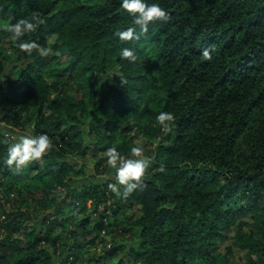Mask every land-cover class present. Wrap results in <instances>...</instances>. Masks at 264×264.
I'll return each instance as SVG.
<instances>
[{
    "label": "trees",
    "instance_id": "obj_1",
    "mask_svg": "<svg viewBox=\"0 0 264 264\" xmlns=\"http://www.w3.org/2000/svg\"><path fill=\"white\" fill-rule=\"evenodd\" d=\"M159 2L168 18L150 22L146 33L135 26L139 39L120 41L118 30L135 24L120 0H0V119L52 141L39 160L8 166L13 142L0 127V191L15 193L18 205L39 195L44 209L55 207L40 228L24 225L28 211L5 213L0 264H105L107 257L119 258L112 264H232L216 250L232 229L235 243L248 248L244 264H264V0ZM21 17L36 25L20 38L36 42L31 53L5 30ZM124 47L136 61L120 57ZM113 70L120 76L110 77ZM102 78L89 102L66 89L69 81L94 89ZM162 111L175 116L171 130L157 121ZM85 131L87 145L78 142ZM133 133L158 140L141 186L126 198L109 182L78 190L71 177L82 176V166L68 152L85 157L91 149L95 172L106 175L115 170L108 149L127 156L137 146ZM125 203L140 204L143 214L120 221ZM70 223L73 242L57 260L54 231ZM128 233L135 246L112 244L81 263L83 247L90 249L83 238Z\"/></svg>",
    "mask_w": 264,
    "mask_h": 264
},
{
    "label": "rangeland",
    "instance_id": "obj_2",
    "mask_svg": "<svg viewBox=\"0 0 264 264\" xmlns=\"http://www.w3.org/2000/svg\"><path fill=\"white\" fill-rule=\"evenodd\" d=\"M0 32H1V27H0ZM10 55L14 56L13 51L10 50ZM16 64L15 60H13L11 62V66H14ZM120 71L119 70H113V71H109V76L110 77H119L120 75ZM107 78V77H105ZM105 78H102L100 80V83L96 85V87L93 89H91L90 86H85V87H81L79 85H77L74 81H69L70 84H68V87H66V89H68V92L72 95L73 98L76 99H84L86 102H89V100L91 99V97L93 96V91L97 90L100 85L106 80ZM0 127L3 128V131L5 132H9L11 135V139L12 142L14 143L15 140L20 136V135H33V131H32V126H27L25 128H13L10 127L6 124H4L1 119H0ZM134 136H131L132 141L134 142V144H136L138 147L143 148L144 150V156L146 158H148L149 155L154 154V146H156V144L158 143V140H151L148 139L146 137L141 136L140 134L133 133ZM133 137V138H132ZM78 142H83L86 145L91 143V138L89 136H87L86 131L83 133L82 136H80L78 138ZM65 149V148H63ZM91 149L88 151V154L85 157L80 156V153H78L77 150L75 151H70L67 154L68 157V161L71 162L72 164H74L75 166H82V176L80 175H74L73 179H75V186L78 190L82 189V185H89V184H107L108 182H111L113 180H115V170L109 174H97L95 172V166L94 163L92 162L91 159ZM149 168H147L148 170ZM146 170V172H147ZM32 183L35 184H44V182L42 180H39L38 178H34V179H29ZM46 180V179H44ZM43 182V183H42ZM44 186V185H42ZM46 186V185H45ZM98 190L100 191V189L98 188ZM111 190V189H110ZM4 190L0 191V196L2 199V204H3V215H0V227L1 222L4 218H6L5 213L7 214V212H17L18 210H23V211H28L29 215L31 216V219L28 220V222H24V225L27 226L28 228H33V227H38L40 228V226L42 225V219L44 218V216H47V214H49L50 212L55 211V209L53 210L52 207L49 210L44 209V207L41 204H38V202L40 201V196L38 195H34L35 197H30L28 200H22L23 203H21L20 205H18V203H16L15 200V193L10 196L7 197L5 195V192H3ZM109 193V192H108ZM42 195L43 192L41 193ZM49 195V194H48ZM53 196V195H52ZM51 196V197H52ZM110 196V195H108ZM33 198V199H32ZM63 198V197H62ZM111 202H115L116 198L111 197ZM61 202V201H60ZM95 201L92 198H89L87 201V207L89 209V211L92 213H94V207H95ZM133 203H125L124 205H122V211L119 213L118 218L120 221H124L126 222L127 219L130 218L131 215H135V216H140L143 214V210L141 208L140 204H135L134 206H132ZM59 206L56 205V209ZM65 208H69V203H67V205L64 206ZM132 207V208H131ZM123 208L127 209V212H123ZM104 209V203H101L99 206V210L97 213H100L102 210ZM129 211V212H128ZM95 214V213H94ZM93 214V219L96 218V215ZM81 216V215H80ZM74 223H70L69 226L65 227L63 225H59L58 228L55 229L54 231V235H59L61 234V239L60 242L58 244V248L55 249L54 247H52V251L55 255V258L57 260H60V258L64 255L68 254V247L72 244L73 239L72 236L70 234V232L72 231V229L74 228ZM253 224V222L251 223V225ZM251 228L255 229V225L253 224L251 226ZM234 232L235 229H232L231 231H228L226 233V236L224 237V239L220 242L219 246L216 248L217 252H222L225 253L227 256H229V258L232 261V264H244L246 262L247 259V253H248V248L246 246H242V245H238L235 243L234 240ZM6 236V231L5 228L2 226V228H0V240H3ZM14 236H22V233L20 232H16L14 234ZM106 236L105 241H99L98 243H94L91 239V237H87L86 239H84V242H88V245L90 247V249H86V247H83V252H82V260L81 263L85 262L89 255H91L92 253H96V254H105L106 250L109 249L110 247H112V244H125L127 247H133L136 245V240H137V236L133 235V234H119L117 236H113V235H104ZM229 249H231V255L228 254ZM119 258H112L110 259L109 257H107L105 264L108 263H115L117 262ZM199 264H210L209 262L206 261H201Z\"/></svg>",
    "mask_w": 264,
    "mask_h": 264
},
{
    "label": "clouds",
    "instance_id": "obj_3",
    "mask_svg": "<svg viewBox=\"0 0 264 264\" xmlns=\"http://www.w3.org/2000/svg\"><path fill=\"white\" fill-rule=\"evenodd\" d=\"M120 7L131 15L134 19V26L123 30H118L117 35L120 41L139 39V33L135 26H139L141 32L148 31L149 23L157 19H167L169 13L161 6L159 0H120ZM36 25L27 17H21L15 23L5 26V30L11 34L13 40L17 41V46L28 53L38 45L35 41H23L20 38L26 33H31ZM46 54V53H42ZM203 56L211 59V53L208 49L203 50ZM122 59L136 61L135 50L124 47L120 52ZM175 116L171 112L162 111L157 114V121L162 127L171 130V122ZM52 141L46 133L40 135H20L14 143L9 144L7 148V158L4 163L8 166L15 165L17 168L28 165L31 161L39 160L46 152L51 150ZM144 150L141 147L133 146L130 154L121 155L116 148L108 149L107 163L115 169V180L118 182H109L108 188L118 196L128 197L134 190L142 184V178L145 175L150 161L144 156ZM123 186V191L121 187Z\"/></svg>",
    "mask_w": 264,
    "mask_h": 264
}]
</instances>
